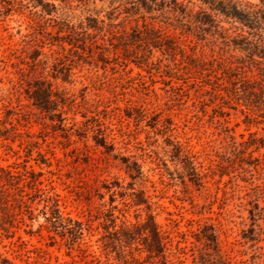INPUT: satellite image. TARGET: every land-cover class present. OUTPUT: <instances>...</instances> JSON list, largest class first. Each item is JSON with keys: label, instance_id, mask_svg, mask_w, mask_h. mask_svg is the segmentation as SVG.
Instances as JSON below:
<instances>
[{"label": "rangeland", "instance_id": "1", "mask_svg": "<svg viewBox=\"0 0 264 264\" xmlns=\"http://www.w3.org/2000/svg\"><path fill=\"white\" fill-rule=\"evenodd\" d=\"M21 1L0 11V167L30 172L32 214L0 235L2 257L165 264L145 250L152 215L169 264H193L190 241L210 227L229 264H264V108L247 83H264V46L210 10L264 0ZM34 70L53 84L48 108Z\"/></svg>", "mask_w": 264, "mask_h": 264}, {"label": "trees", "instance_id": "2", "mask_svg": "<svg viewBox=\"0 0 264 264\" xmlns=\"http://www.w3.org/2000/svg\"><path fill=\"white\" fill-rule=\"evenodd\" d=\"M63 1V0H62ZM83 1V0H80ZM147 0H135L129 1L127 3L134 4H146ZM175 4H179L180 0H172ZM183 1V0H182ZM204 2L209 3L210 1L204 0ZM210 10L218 13H223L226 15H231L239 20L244 26L251 29L249 32L250 35L259 37L260 45L264 46V34L261 33L262 29H264V12H256L255 14H251L242 9L237 8L233 5H225L223 2L210 3ZM17 5H22L21 0H0V11H8L13 9ZM202 12H206L205 9L202 8ZM67 32L69 30L70 33L75 34L73 29L67 26ZM258 39V38H257ZM76 40V38H74ZM252 40L250 43H252ZM74 44V43H73ZM254 44V43H252ZM63 46V45H62ZM77 46V45H75ZM65 49V47H62ZM138 54H136L137 56ZM43 74V73H42ZM37 73V70H34L31 73V77H35L37 81H40L41 88L45 92V99L39 98L35 96V100L41 105L43 108H48L47 105H50L53 102L52 95L55 94L53 90V84L48 79H46L45 75ZM252 79H247V83L249 85V91L253 94L259 93V100L256 101V104L253 103V106L257 110H263L264 108V83H255ZM260 86V87H259ZM58 98H62L61 96ZM253 101V100H252ZM254 102V101H253ZM264 113V112H263ZM261 113V114H263ZM264 117V116H263ZM0 129V135H2ZM16 133V132H14ZM254 143L260 141L258 138L253 139ZM28 174L30 172L25 170V172H13L11 169L6 167H0V235H3V232H9L10 226L17 222V219L24 210L29 214H32L31 203L28 202L24 198V183L29 178ZM30 188L34 189L35 193L41 194V188H39V178L36 175H32L31 179L28 181ZM34 200V199H33ZM50 200H53V215L56 221L63 222V216L61 214V210L59 208V199L58 195L50 197ZM46 214V213H45ZM49 218L46 217V220ZM149 219H151V227L145 228L143 233L147 238V243L145 246V250L147 251V255L151 259L161 258L165 264H169L170 260L166 255L167 249V241L165 240L164 234L161 232L159 225L155 221L154 216L149 215ZM82 223H78L77 230L70 229V232L73 236L77 237L78 233H81ZM65 233V232H64ZM181 235H184L181 234ZM195 238L193 241H190V248H193L192 253V263L193 264H229L227 256L223 253L220 236L214 227L205 228L199 233L194 234ZM184 238V237H183ZM188 239H181L177 242L175 248L178 251L184 250L182 253L187 255L188 252H185V249L189 247L187 244ZM185 243V244H184ZM184 244V245H182ZM181 253V252H180ZM178 254L181 256V254ZM177 255V254H175ZM189 256V255H188ZM1 263L4 264H14L11 260L2 257L0 254ZM125 264H130L129 260L126 258ZM6 262V263H5ZM172 263V262H171Z\"/></svg>", "mask_w": 264, "mask_h": 264}]
</instances>
